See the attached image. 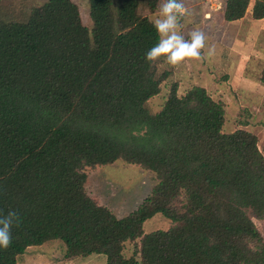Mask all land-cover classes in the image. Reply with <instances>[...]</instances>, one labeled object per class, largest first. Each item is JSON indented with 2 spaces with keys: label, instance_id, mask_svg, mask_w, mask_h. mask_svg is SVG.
I'll use <instances>...</instances> for the list:
<instances>
[{
  "label": "trees",
  "instance_id": "obj_1",
  "mask_svg": "<svg viewBox=\"0 0 264 264\" xmlns=\"http://www.w3.org/2000/svg\"><path fill=\"white\" fill-rule=\"evenodd\" d=\"M143 2L156 12L158 0ZM141 6L89 0V30L72 0L20 16L0 0V215L21 218L0 264L50 242L68 259L103 255L106 264H264L258 136L224 133L226 104L201 86L180 95L175 82L158 112L148 108L170 74L145 60L159 37ZM249 10L263 20L264 0H226L224 20ZM117 161L156 179L122 218L86 190L87 169ZM157 214L171 227L145 233Z\"/></svg>",
  "mask_w": 264,
  "mask_h": 264
},
{
  "label": "rangeland",
  "instance_id": "obj_2",
  "mask_svg": "<svg viewBox=\"0 0 264 264\" xmlns=\"http://www.w3.org/2000/svg\"><path fill=\"white\" fill-rule=\"evenodd\" d=\"M48 0H1L14 16L27 13ZM77 4L82 23L93 28L89 0H72ZM226 0H183L188 14L182 19V34L198 29L206 36L207 47L202 50V60H188L180 66L168 64L164 57L156 61L161 73L169 78L162 84L161 93L148 102V108L158 112L164 104L171 84L177 82L179 94L184 95L191 87L205 88L212 98L226 104L224 133L247 129L257 134L259 148L264 154V85L260 76L264 69V19L254 20L249 10L236 22L224 20ZM140 14L152 22L158 16L151 13L142 0ZM209 48L214 55L207 56ZM86 190L100 205L110 209L118 218L136 210L149 197L156 183L153 173L137 165L117 161L114 164L87 169ZM264 239V218L254 219ZM171 222L157 214L145 223V233L167 230ZM134 244H127L126 255L131 256ZM18 264H106L103 255L87 258L65 257L61 242H50L29 248Z\"/></svg>",
  "mask_w": 264,
  "mask_h": 264
},
{
  "label": "clouds",
  "instance_id": "obj_3",
  "mask_svg": "<svg viewBox=\"0 0 264 264\" xmlns=\"http://www.w3.org/2000/svg\"><path fill=\"white\" fill-rule=\"evenodd\" d=\"M158 16L152 22L158 43L145 53V60L150 65L164 57L166 62L174 67L188 60H202L206 45L205 34L193 29L182 34V19L188 14L183 0H158ZM214 48H209L207 56L214 55ZM21 218L16 211L0 215V248L7 250L12 243V229L19 227Z\"/></svg>",
  "mask_w": 264,
  "mask_h": 264
},
{
  "label": "crops",
  "instance_id": "obj_4",
  "mask_svg": "<svg viewBox=\"0 0 264 264\" xmlns=\"http://www.w3.org/2000/svg\"><path fill=\"white\" fill-rule=\"evenodd\" d=\"M245 130H247V129H245ZM247 131H249V132H252V133H254V134H256L255 132H253V131H250V130H247ZM257 135V134H256Z\"/></svg>",
  "mask_w": 264,
  "mask_h": 264
}]
</instances>
